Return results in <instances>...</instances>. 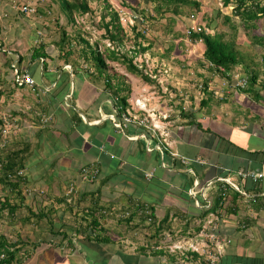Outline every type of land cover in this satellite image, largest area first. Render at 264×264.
I'll list each match as a JSON object with an SVG mask.
<instances>
[{
	"label": "crops",
	"instance_id": "0c3cea01",
	"mask_svg": "<svg viewBox=\"0 0 264 264\" xmlns=\"http://www.w3.org/2000/svg\"><path fill=\"white\" fill-rule=\"evenodd\" d=\"M182 42L192 47L185 60L177 44L141 58L150 82L128 73V125L102 79L73 75L70 65L44 76L21 66L36 88L19 89L29 99L14 108L6 136L14 148L30 144L25 189L41 193L0 215L13 264H264V178L238 177L264 169V78L233 89L240 67L216 71L201 42ZM90 164L98 173L84 182L80 169ZM173 244L185 250L172 253Z\"/></svg>",
	"mask_w": 264,
	"mask_h": 264
},
{
	"label": "trees",
	"instance_id": "16d2710c",
	"mask_svg": "<svg viewBox=\"0 0 264 264\" xmlns=\"http://www.w3.org/2000/svg\"><path fill=\"white\" fill-rule=\"evenodd\" d=\"M90 1L49 0L48 2L37 4L35 8L31 6L34 11L26 15L21 13L20 10L23 3L13 0L12 4H8L6 12L2 13L0 17V53L8 54L9 58L5 62L7 67L11 69L12 64L15 63V67L19 72H22L21 64L23 62L26 69L36 63V66H40L42 76L49 75L50 71L53 70H55V73L63 72L61 71L63 65H70L73 75L81 71L87 77L102 79L106 90L110 92L116 101L115 108L118 117L121 119L122 115H126V110L129 106L128 100L131 88L117 72H112L109 63H120L124 66L127 73L140 77L145 82H150V80L133 63V56H128L126 52H119L118 48L123 46L126 35L120 23L119 11L115 7L114 10L112 9L110 1L107 3L104 0L107 3L105 8L106 14L101 16L98 28L99 30L104 29L105 34L102 38L108 41L111 47L105 46L106 48L101 51L98 42L94 41V44L90 43L89 39L92 35L89 31L85 30V26L82 24L84 16L92 13ZM115 1L120 8L138 17L136 24L132 26V30L136 32L134 46L138 49V53H144L148 49L142 46L145 27L142 30H137L141 21L143 22L142 25H146L148 18L149 20L154 19L152 13H170V25L175 24L178 20L184 21L185 32H178L176 37L181 40L186 38L191 43L201 42L204 45L203 61L210 68L227 73L235 67L243 66L242 71L244 72V76L248 78L250 83H255L258 80V73L243 64L233 40L224 41L220 34H210L205 29H202L200 32L190 31L192 22L191 20L189 21V18H184L190 14L183 8L191 5L193 8L191 12L196 14L200 8L199 2L195 0H147L155 4L150 11L149 7L144 3L142 4L140 0H130L129 4L125 0ZM221 3L222 7H229L231 9V16L222 15L220 11H217L216 17L222 18L223 24L228 25L233 32L236 30L233 18H237L244 28L250 29H255L256 23L264 19V0H221ZM148 13H150V16H148ZM194 13L191 16H195ZM29 17H35L36 20L40 21H38L39 24L36 27L30 29V44L28 43L26 53L22 55L19 52H6L4 44L5 35L11 26H16L17 30L21 31L26 26H29L27 24L29 23ZM46 20L49 23L45 25L44 22L47 23ZM61 21H65V23L62 25ZM49 25H54L57 28V36L55 35L53 40L47 41L44 40L42 28L48 29L51 27ZM207 25V27H210L209 24ZM78 26L83 27L84 30L83 28L82 30H73L72 33H69L67 30V28L76 29ZM81 31L90 37L87 38ZM187 31L188 33H186ZM169 34H172V27L169 28ZM171 46L174 47L173 44ZM176 53L179 54V46H177ZM59 62L62 64L57 65ZM65 79L67 81H64V83H69V76ZM53 80L55 81L56 79ZM12 85L16 89L25 87L17 86L13 81ZM16 114L18 115V112L7 115L5 118H2L0 115V187L7 191L5 196L2 195L0 197V215L7 212L10 217H12L18 208L24 205L27 196H39L41 193V191L37 192L25 189L26 178L24 171L27 160L30 157L29 155L32 153L27 154L30 150V144L23 141L22 144L19 143L14 148L9 144L7 136L5 135L2 138L1 135L2 129L9 130L8 127L14 123L13 118ZM19 172H21V175H18ZM11 197L16 198L17 203L12 202L10 200ZM151 220V223H153L152 216ZM14 247L15 245L11 240L0 233V264L14 263L17 255V252L13 249Z\"/></svg>",
	"mask_w": 264,
	"mask_h": 264
},
{
	"label": "rangeland",
	"instance_id": "374dc122",
	"mask_svg": "<svg viewBox=\"0 0 264 264\" xmlns=\"http://www.w3.org/2000/svg\"><path fill=\"white\" fill-rule=\"evenodd\" d=\"M13 0H0V17L2 13L6 12V9L8 8V4H12ZM23 4H29L32 7H36L37 4H42L44 2H48L49 0H15ZM109 1L112 4V9H118L119 6L116 4L115 0H106L107 3ZM128 4L130 0H125ZM141 3L147 5L149 7V10L151 11L153 7L155 6L154 3L149 2L147 0H140ZM196 2L200 3L199 11L191 12L193 9L191 5L185 6L183 9L190 14L194 13L195 20L199 22L200 25H203V29L206 30L207 33L210 34H220L222 36V39L224 41L233 40L235 43V48L237 52H239L240 57L242 58L243 64L248 66L251 70L258 73L259 76L264 78V19L259 20L256 23L255 29L250 28H244L242 23L237 19L233 18L234 24L236 26L235 32L228 26L223 24L222 18L216 17V12L220 11L221 14H226L227 16H231V9L229 7H222L221 0H195ZM104 0H91L90 1V7L92 9L91 14H87L83 18V25L85 26V30L89 31L92 35V37L89 39L90 43H93L94 41L98 42L100 45L99 49L103 51L106 47L105 39L102 38V36L105 34L104 29L99 30L98 25L100 24L101 16L106 14V3ZM141 4V5H142ZM187 14V15H188ZM154 19L149 20L147 19L146 25H138L137 30H142L144 27V39L142 41V46L147 47V51L144 53H138V49L134 46L135 43V35L136 32L132 30V26H134V22H128L124 20H120L121 26L124 29L126 39L124 40L123 46L119 47V52H126L128 56H133V63L138 66V69L143 72V74L146 72L149 74L148 68H146V64L141 62V58L148 57V55L151 56H158L161 58L162 54H165V47L170 46L171 44H177L180 46L181 54L180 59L185 60L188 56L189 52H191L192 47L186 45L184 42L187 40L184 38L183 40L176 37V34L179 32H185L184 28V21L178 20L175 22V24H171L169 22V17H171L170 13H164V14H154L152 13ZM148 16H150V13H148ZM184 17L186 19L189 18ZM38 19V18H37ZM40 20H36L35 17H29V23H27L29 26H26L22 31L17 30L16 26H11L8 33L5 35L4 44H5V50L6 52H19L22 55L26 53V50L28 49V43L30 42V29L36 27L37 24H39ZM47 23L44 22V24H48L49 21L46 20ZM62 25L65 23V21L60 22ZM209 24L210 27H207ZM48 29L42 28V34L44 37V40L50 41L53 40L55 35L57 36V28L54 25H49ZM172 27V34H169V28ZM83 27L78 26L75 28H67L68 32L72 33L73 30H82ZM184 29V30H183ZM84 30V28H83ZM82 32V31H81ZM89 38L90 36L86 33L82 32ZM176 42V43H175ZM30 44V43H29ZM94 44V43H93ZM195 45V44H194ZM109 48V47H108ZM195 51L194 53L197 54L196 47L193 48ZM4 50V49H3ZM6 55V56H5ZM161 55V56H160ZM174 55L173 51L167 50V56L169 58H172ZM7 53H0V115L6 114V116L11 112H14L16 107H20L21 102L25 101L27 102L29 99V96L25 91L19 90L20 88L16 89L12 85V79H13V72L11 69H9L5 62L9 58ZM179 59V60H180ZM34 63V62H33ZM37 65L36 63H34ZM149 67L153 68L152 64H148ZM177 64H173L170 62V66L173 69H177ZM21 66H25V63L21 64ZM109 67L112 70V72H117L119 76H121L124 81H127V78H130L128 76V73L124 69V66L119 63H109ZM140 67V68H139ZM177 67V68H175ZM240 67L242 71L243 66ZM145 68V69H144ZM91 70V69H90ZM135 82L140 81L142 82L140 77L133 78ZM131 80V78H130ZM131 88V86H130ZM152 88V87H150ZM161 89V88H160ZM154 90V89H152ZM141 92H145V89H141ZM146 99H144L145 101ZM135 102V101H134ZM31 162V158L27 161ZM34 162V161H32ZM2 230V228H0ZM5 230H11L6 227ZM7 235H9L7 233ZM8 237V236H7ZM10 239V238H9Z\"/></svg>",
	"mask_w": 264,
	"mask_h": 264
},
{
	"label": "built area",
	"instance_id": "2783aa9c",
	"mask_svg": "<svg viewBox=\"0 0 264 264\" xmlns=\"http://www.w3.org/2000/svg\"><path fill=\"white\" fill-rule=\"evenodd\" d=\"M21 13L23 14H30L32 13L34 10L33 8L28 5V4H22L20 7ZM118 10V9H117ZM119 14H120V20H126L128 22H134L136 24L138 17L136 15H133L132 13H130L129 11L120 8L119 7ZM190 20L192 22V26L190 28V31H194V32H200L203 29V25H200L199 22H195V16H190ZM143 24V22L141 21V25ZM188 33V31L186 32ZM106 47H111L109 42H105L104 44ZM138 67V66H137ZM140 68V67H139ZM11 71L13 72V79L12 81L17 85V86H25L28 87L31 91H34L36 88V83L34 81V79L31 77V75L27 72V71H22L19 72L16 67H15V63L12 64L11 66ZM248 83V78L246 76H236L235 80L233 83H231V85L229 87L235 89V88H244L246 87ZM135 107L138 108L139 110H144L145 106L140 104L139 100H135L134 103ZM122 123L124 125H128L131 124L135 121V119L133 117H129L127 115H122ZM140 124H143V121L139 122ZM113 125L115 127H120L121 124L120 122L117 123L113 122ZM153 128H158L157 126L152 125ZM7 130L6 129H2L1 130V135L2 138L7 135ZM98 173V169L96 166L90 164V165H86L84 167H82L80 169V178L82 181L84 182H92ZM18 175H21V172L18 173ZM153 177V172H147L144 174V178L146 180H150ZM238 177L242 178L243 180L248 179L250 180L252 183H258L260 180H262L264 178V169L260 170V171H249V172H244V173H239ZM74 185H70L68 188V194H73L74 193ZM239 193L240 190L236 189ZM144 215L147 217V221L149 223H151V216L149 211H145L143 212ZM127 213L125 214V217H127ZM170 252L174 253L175 251H179L182 252L183 250H185V248H182L179 245L173 244L169 247ZM188 250L195 252V253H200V249L196 246V245H190L188 247ZM208 263L206 264H216V262L214 261V258H209L208 259Z\"/></svg>",
	"mask_w": 264,
	"mask_h": 264
}]
</instances>
